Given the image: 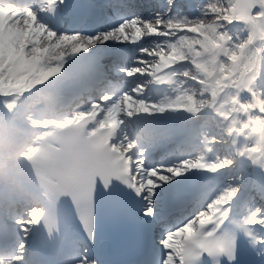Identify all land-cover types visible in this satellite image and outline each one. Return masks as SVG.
<instances>
[{
  "label": "snow or ice",
  "instance_id": "1",
  "mask_svg": "<svg viewBox=\"0 0 264 264\" xmlns=\"http://www.w3.org/2000/svg\"><path fill=\"white\" fill-rule=\"evenodd\" d=\"M76 7L0 0V116L29 130L43 191L11 215L18 235L0 240V264H52L32 241L64 248L69 225L85 235L59 264H97L88 242L105 201L158 228L140 264H264V0L188 12L164 0L147 16L132 0H89L113 14L68 29ZM125 49L116 71L132 82L104 83L101 56ZM170 201L187 215L166 219Z\"/></svg>",
  "mask_w": 264,
  "mask_h": 264
},
{
  "label": "bare ground",
  "instance_id": "2",
  "mask_svg": "<svg viewBox=\"0 0 264 264\" xmlns=\"http://www.w3.org/2000/svg\"><path fill=\"white\" fill-rule=\"evenodd\" d=\"M151 7H152V5L149 4V6L145 7L144 10L151 9ZM46 106H47V104L45 103V105L43 107H46ZM1 124H5V123H0V126H1ZM12 126H14V127L11 128L10 125L5 124L4 128L9 129L8 130L9 133H7L6 135H4V134L0 135V158L4 157L5 155H8V157L6 158L7 160H10L11 156H15L19 150L21 151L22 147L26 146V148H27L31 142L29 130L27 129V127L25 125H22L18 129L15 128V125H12ZM17 130L20 133L18 136L16 135ZM8 137H10L12 139L11 143L6 141V139ZM175 145L176 144H173V146H175ZM26 148L23 151H21L19 156H17L15 158V162L12 165L6 164L4 162V160L0 159V168L2 165L5 166V167H3L5 171H3L2 175H1V176H3L2 181L5 179V174H9L11 178L15 179V181H16V179H18L19 175L17 173V170H19L20 165L22 163V160L27 159V157L25 155ZM28 164H27V166H28ZM253 195H256V194L253 193ZM15 198L18 201L21 200L22 199L21 193H18V196L17 197L15 196ZM29 201L30 200H28V202ZM256 201H257V203L261 202L258 195H256ZM170 217H172V216H170Z\"/></svg>",
  "mask_w": 264,
  "mask_h": 264
},
{
  "label": "rangeland",
  "instance_id": "3",
  "mask_svg": "<svg viewBox=\"0 0 264 264\" xmlns=\"http://www.w3.org/2000/svg\"><path fill=\"white\" fill-rule=\"evenodd\" d=\"M163 2H164V0L160 1V3H153V5H154L155 8H157V7H159L160 4L163 3ZM199 2H200V0H176L177 5H179V6H180L185 12H188V11H194V10H195V7L198 6ZM189 5H191L192 7L190 8ZM159 8H160V7H159ZM109 9H110L109 11L112 12L111 8H109ZM134 9L137 10V9H138L137 6H135ZM150 10H151V9L144 10V11L138 13V14H139V15H143V16H147L149 12H156V11H159V9H155V10H153V11H150ZM111 12H108V13L110 14ZM126 51H127V50H126ZM129 60H130V59H129ZM130 63H131V61L129 62V64H130ZM123 77H124V80H125L126 82H128V83H131V82H132L131 78H126V77L124 76V74H123ZM40 106H41V105H40ZM0 123L8 124V125H10L11 128L14 127V126H12V125H16L17 127H21L20 124H12V123H10V122L8 121L7 117H4V116H0ZM5 124H1V126H0V135H2V134L6 135L7 133H9V131H8L9 129H5V128H4V125H5ZM16 126H15V128H16ZM19 134H20V133H19L18 130H17L16 135L18 136ZM11 140H12V139H11L10 137H8V138L6 139V141H7V142H10V143H11ZM7 142H6V143H7ZM163 154H164V153H163ZM163 154H161V155H163ZM161 155H159V156H161ZM159 156H157V158H159Z\"/></svg>",
  "mask_w": 264,
  "mask_h": 264
}]
</instances>
